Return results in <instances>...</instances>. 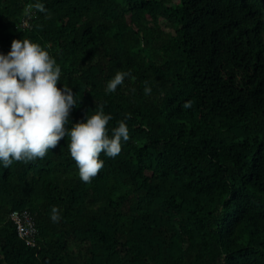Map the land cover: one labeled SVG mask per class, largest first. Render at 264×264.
Wrapping results in <instances>:
<instances>
[{"label":"trees","instance_id":"obj_1","mask_svg":"<svg viewBox=\"0 0 264 264\" xmlns=\"http://www.w3.org/2000/svg\"><path fill=\"white\" fill-rule=\"evenodd\" d=\"M13 39L56 59L68 127L102 106L129 139L88 183L67 136L0 165V264H264V0H0V53Z\"/></svg>","mask_w":264,"mask_h":264},{"label":"clouds","instance_id":"obj_2","mask_svg":"<svg viewBox=\"0 0 264 264\" xmlns=\"http://www.w3.org/2000/svg\"><path fill=\"white\" fill-rule=\"evenodd\" d=\"M36 7L44 11L42 5ZM129 75L116 72L105 91L115 92ZM61 76L56 59L29 39H13L7 54L0 53V165L7 168L13 161L27 163L43 158L67 136L68 154L78 177L88 183L103 167L101 153L109 158L120 154L122 141L129 139V129L122 120L109 130L111 115L105 114L102 106L68 127L77 100L71 87H57ZM143 91L148 95L152 89L146 84ZM189 107L190 101L182 104L184 109ZM50 219L54 223L60 219L56 207H52Z\"/></svg>","mask_w":264,"mask_h":264},{"label":"built area","instance_id":"obj_3","mask_svg":"<svg viewBox=\"0 0 264 264\" xmlns=\"http://www.w3.org/2000/svg\"><path fill=\"white\" fill-rule=\"evenodd\" d=\"M23 26H28L27 21L23 23ZM10 218L16 226L18 236L25 240L26 244L34 246L37 236V226L34 218L26 211H13Z\"/></svg>","mask_w":264,"mask_h":264},{"label":"rangeland","instance_id":"obj_4","mask_svg":"<svg viewBox=\"0 0 264 264\" xmlns=\"http://www.w3.org/2000/svg\"><path fill=\"white\" fill-rule=\"evenodd\" d=\"M163 25H164V22H163Z\"/></svg>","mask_w":264,"mask_h":264}]
</instances>
